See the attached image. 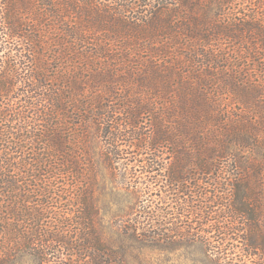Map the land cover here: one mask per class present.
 I'll return each instance as SVG.
<instances>
[{
	"label": "trees",
	"instance_id": "obj_1",
	"mask_svg": "<svg viewBox=\"0 0 264 264\" xmlns=\"http://www.w3.org/2000/svg\"><path fill=\"white\" fill-rule=\"evenodd\" d=\"M1 53L0 264L18 263L22 254L42 260L53 244L72 264H124L98 237L99 206L97 213L79 181L75 215L56 214L70 230L40 225L72 202L66 181L83 176L82 160H97L117 184V166L130 155L122 149L149 159L153 152L142 172L149 185L178 196L213 188L222 199L234 197L245 245L264 247V0H0ZM45 169L44 181L37 173ZM207 177L209 187L201 188ZM113 216L126 236H165L155 226L151 233L146 218ZM221 250H212L214 264L225 261Z\"/></svg>",
	"mask_w": 264,
	"mask_h": 264
},
{
	"label": "rangeland",
	"instance_id": "obj_2",
	"mask_svg": "<svg viewBox=\"0 0 264 264\" xmlns=\"http://www.w3.org/2000/svg\"><path fill=\"white\" fill-rule=\"evenodd\" d=\"M17 90H20V86ZM16 93L12 96L16 95ZM147 116L145 123L148 124L145 126V130L152 131L151 124H149V122L152 123L150 121L151 117ZM73 136V133L69 134L70 138ZM97 136V133H95L94 137ZM98 138H101V136L99 135ZM74 149L72 146L71 150L75 153ZM122 151L130 155L128 160L126 159L124 163L121 162L117 166V173L121 175V178L116 181L117 184L111 179L112 176L106 169L99 171L97 160H92L91 163H88L84 158L85 160H82L79 165L83 176L79 178L67 177L66 185L70 184L73 186H70L69 192H64V196H66L65 200L72 199V202L64 204V207H57V213L47 215L44 222L40 225H43L46 230L53 233L58 230H70V226H65L68 224L64 221H59L57 217L61 216L60 213H62L64 208L65 210L70 209L71 215H75L77 212V191L74 187L79 181L82 186L77 188L81 187L86 197L89 195L93 197L97 213L99 206L95 225L98 237L103 233L105 242L119 252L124 264H214L213 261L215 262L216 256L215 254L212 255V250L218 252L222 247L225 252L221 256L224 257L225 261L219 262V264H264V247L249 250L245 245L246 242L243 238L245 225H243L242 220L233 215L230 207L234 197L225 198L223 196L222 199L218 195L220 193L212 187L210 191H204V195L178 196L176 192L172 191L173 189H169L166 185H149L143 179L147 174L143 175L142 172L148 171L150 160L153 161L151 157L153 152H149V159L136 156L140 152L134 149H122ZM136 159H138L137 162H134ZM71 161L75 162L74 157H71ZM172 162V159L165 161L163 167L168 169ZM126 163L129 165H126ZM74 168H76L75 165H70L69 171L72 172ZM44 171L45 173L38 172L37 176L45 181L48 178L46 176L48 175V170L45 169ZM135 171L137 172L135 173ZM131 172L135 173L132 179H130L131 175H129ZM159 175L161 174L159 173ZM207 179L208 177L206 180L201 181L199 184L201 188L206 189L207 186L209 187ZM44 181L34 184L38 187L43 186L45 184ZM144 188L147 189V194H142L144 196H141L139 192L143 191ZM60 190H63L62 185H60ZM137 194H139V199H135ZM188 202L193 203L192 209L185 207ZM215 202L227 204L226 206H215ZM180 205H183L184 208L180 207ZM200 208L202 209L200 210ZM196 209H199L200 213L205 216H201V214L199 216L191 215L188 218L184 216L187 215L185 211L188 213V211ZM102 215L104 216V223L100 220ZM113 215H120V217L129 215L128 219L131 222L134 221V223H141L146 218L145 226L148 229L150 227L153 229L150 230V232L152 231L151 233L156 230V228L154 229L155 226L160 228V231H163L162 233L165 236L159 241L143 237L126 236L121 230V227L124 226L123 221ZM182 215L183 218L181 217L180 219L179 216ZM68 217L72 222L71 217ZM125 219L123 218V220ZM260 223L264 225V216ZM73 227L75 232L80 229L78 226ZM187 227L194 229L195 233H192L193 236L182 237L172 232L173 229L184 231ZM66 234L69 233L67 232ZM183 234L185 233L183 232ZM222 239L225 242H222ZM52 247L54 253L48 256L42 254V260H38L34 255L22 254L21 259L15 264L74 263V257L72 255L69 256L67 250L62 246L53 244ZM247 250L252 255H247ZM217 257L218 259L220 258L219 256ZM81 264H85V262H81Z\"/></svg>",
	"mask_w": 264,
	"mask_h": 264
}]
</instances>
